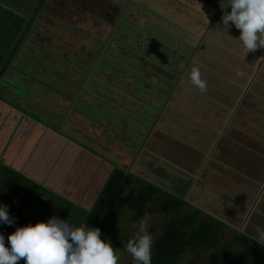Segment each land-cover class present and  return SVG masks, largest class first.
Returning <instances> with one entry per match:
<instances>
[{"label": "rangeland", "instance_id": "374dc122", "mask_svg": "<svg viewBox=\"0 0 264 264\" xmlns=\"http://www.w3.org/2000/svg\"><path fill=\"white\" fill-rule=\"evenodd\" d=\"M76 1L47 0L44 11L36 15L34 25L43 29L44 23L57 24L59 19L74 25L73 12L77 17L81 11L74 5ZM125 1L129 15L124 11L115 16L113 24L108 23L109 29L118 32V37L104 43L93 66L89 63L95 74L90 75L88 81L95 80L94 87L98 90L91 91L93 85H87L82 97L77 99L73 95L76 85L61 80L59 73L51 78L55 81L54 91L43 88L42 79L46 74L43 66L47 63L40 58V51L33 53L34 42L42 36L38 30L28 31L27 39L22 40L9 58V45L4 39L10 31L16 32L21 27L24 20L17 23L18 13H27L34 5L33 0H9L10 5H7L11 10L2 26L3 35H0V65L4 60L10 62L4 73L9 82L0 81L2 101L58 133L64 129L68 135L98 152L97 155L104 156L106 161H113L118 167L122 165L135 175L180 194L190 204L264 244L257 232V228L264 229V59L243 88L237 83L230 86L229 81L234 82L241 70L244 82L245 66L240 63L245 59L238 52L234 56L227 53L230 57H226L224 46L217 43L213 48L207 47L186 66L198 46L197 38L189 40L187 37L190 28L183 32L185 37L178 33L171 35L165 27L148 25V21L155 18L147 16V10L128 4H137L138 0ZM156 2L159 3L158 0H144L143 4ZM112 8L114 10L100 15L107 18L105 21L111 18L110 13H119L121 9L119 6ZM0 10V16L5 15L7 9ZM155 12L156 8L151 11L154 16ZM209 52H215L214 56ZM48 55L45 50L42 57L50 59ZM196 60L201 61L207 71L199 67ZM178 61L185 62L180 69L175 66ZM230 62L233 67L228 70L226 63ZM193 67L199 69L201 79L206 81L205 92L190 81ZM63 69L59 71L66 74ZM170 78L175 82L173 88L179 84V90L164 91L168 90ZM153 88H162V98L156 94L152 103L140 98L144 93L145 96L153 93ZM221 89H227L228 93L221 96ZM87 91L100 96L99 100L87 96L90 95ZM220 104H224L228 114ZM154 120L156 126L152 128ZM6 172L0 169V177L6 176ZM19 186L21 190L16 191L0 185V203L5 202L10 215L23 205L28 215L44 221L57 215L73 223L83 215V206L59 199L47 191L39 192L37 186H31L32 194L28 186ZM130 215V210L124 208L117 216L120 234L128 240L136 232L133 225L142 218L131 220ZM149 215V231L155 238L167 215L157 212ZM223 232L220 244L232 238L231 229L223 226ZM101 233L102 238L107 236L111 240L119 264L132 260L125 245L112 241L110 223ZM193 257L194 264H204L209 257L208 250L186 251L176 264H187Z\"/></svg>", "mask_w": 264, "mask_h": 264}, {"label": "trees", "instance_id": "16d2710c", "mask_svg": "<svg viewBox=\"0 0 264 264\" xmlns=\"http://www.w3.org/2000/svg\"><path fill=\"white\" fill-rule=\"evenodd\" d=\"M108 1L114 4H110L109 2L104 3L102 0H77V3L74 5L80 7L79 9L81 11H78L77 17L74 16L75 12H73V15L70 13L73 16L72 20L75 21L74 25L64 22L61 18L62 20L59 19L61 22L58 21L57 24L55 22L47 25L44 23L43 29H37V27L42 26L38 24L34 25V20L35 17H37L36 15L40 14L43 8L45 9L47 0L34 1V5L29 12L24 14L18 13L20 17L16 16L17 23L24 20L19 30L16 32H13V30L10 31L8 36L4 39L5 43L9 45L7 49L9 58L12 57L18 45L22 43V40L27 37L28 31L32 32L33 30H38L37 32H41L42 36L34 42L35 48L33 53L35 54V51H40V58L47 63V65H45L46 67L43 66V70H45L46 73L44 79H42L43 88L46 89V87H49L54 91L55 81L51 78L53 76L55 78V74L59 73L61 80H64L70 85H76L73 95L77 96V99H80L85 91V86H95V80L88 81L90 75L95 74V71L89 67V63L90 66H93L101 50L104 49V43H110L111 38L118 37V32L115 33L113 29H109L111 25L108 23L112 22L118 14H123L124 11H126L128 15L130 13L129 7L126 5L127 1ZM177 1L180 0H176V2ZM121 2L123 3L121 4ZM143 2L144 0H138L137 4H128H131V6L133 5L135 9L137 7V9L141 8L143 11L147 10L151 12L148 8L144 9V7L154 4H143ZM5 3L6 1L0 0V9H7L5 15L0 16L1 36L3 35L2 26L6 23L7 16H9L8 11L11 10V7ZM78 3H80V5H78ZM114 6L121 7L119 13H110L111 18L105 21L104 19L107 18L101 17L100 15L105 11L110 12V9L114 10L112 8ZM167 6V4H160L158 9L159 12L155 13V16L151 13L150 16L155 17L153 21L157 20V25L172 29V26L165 24V19H168V16L171 18L173 14L171 5V9H169V7L167 8ZM172 6L177 9L180 4H172ZM160 20H163L161 24ZM142 23L145 24L144 21H142ZM156 24L152 21L148 23V25L151 26H157ZM115 27H118V25ZM45 50L49 54L48 56L51 57L50 59L46 56L42 57ZM9 63V61L6 63L4 60L3 64L0 65V81L3 80L7 82L6 80H8V77L5 75V72ZM184 65L185 62L178 61L175 66H178L180 69ZM61 68H65L63 70L66 71V74H63L64 71H59ZM185 69L186 67L184 70ZM183 72L182 74H184ZM73 79L76 80L73 82ZM170 79V83L166 86L168 90L164 91L167 92L170 90V92H173L176 89L179 90V84L178 86L176 84L173 88L175 82H172V78ZM156 80H158V78H156ZM161 89L155 90V88H153L152 92L154 96L156 94L161 96L163 93ZM76 91L79 92L76 93ZM89 94L93 95L92 93ZM0 98V100H3L2 97ZM11 106L14 107V105ZM256 112L257 111L254 113ZM0 166L3 167V171H8L6 172V176L0 177L2 179L0 185L4 188H14L13 190L20 191L21 187L19 185H26L30 189L35 186L39 187V192L45 190L44 187L34 180L24 176L10 166L2 164H0ZM139 182L143 184H139ZM136 183H138V185H136ZM32 193L33 189L30 190L29 194ZM58 198L61 199L60 197ZM1 203L5 204V202ZM23 206L25 207V205ZM24 207H19L14 214L10 215V217L15 220L14 225H0V232L5 234L6 246L8 245L7 236L15 230V227L27 223H36L42 220L28 215ZM124 208L130 210L131 220H136L152 212L167 215L161 232L154 239L152 264H176L180 255L184 252L199 249L208 250L209 257L204 264H264V244L262 242L245 233H241L236 228L229 226L228 223L223 222L211 213L190 204L180 194H176L162 185L151 183L125 169L123 166H114L110 170L109 175L92 204L89 208L83 209V215L77 219V221H73V224L75 226L89 225L98 227L101 230L107 223H110L112 241L115 244L124 246L127 244L128 239L121 236L120 228L117 225V216ZM184 208H189L190 210L184 211ZM223 226H226L233 232L231 240L228 239L227 242H222V244H220V240L224 234ZM194 261L195 257L190 259L187 264H194ZM18 264H25V261L21 259ZM122 264H133V260L126 261Z\"/></svg>", "mask_w": 264, "mask_h": 264}, {"label": "crops", "instance_id": "0c3cea01", "mask_svg": "<svg viewBox=\"0 0 264 264\" xmlns=\"http://www.w3.org/2000/svg\"><path fill=\"white\" fill-rule=\"evenodd\" d=\"M3 1H6L5 4H9V0ZM158 1L159 3L156 2L157 4L148 6V9L153 11L156 8L155 13H158L159 5L167 4V8H172L173 12V18L171 15V18L168 16V19H165V24L172 26V29L168 27L164 29H167L171 35L175 36L178 33L181 37H185L186 33L183 32H187L186 28H190L189 34H187L188 39L195 40L197 38L198 40L197 51L189 58L186 66L191 64L196 56L205 52L207 47L213 48L219 43L224 46L222 48L226 51V57H230L228 54L234 56L238 52L242 56L241 58L245 59L240 63L241 66H245L244 82L241 78L242 70L234 78V82L229 81L230 86H235L237 83L243 88L252 71L261 65L264 59V48H258L254 52H246L238 38L239 30L234 26L230 27L228 31L223 28L221 16L225 10L230 11V8H221L223 0ZM172 4H180V6L176 9ZM146 15L150 17L151 12H147ZM152 22L156 24L157 20ZM186 25L188 26L185 27ZM209 54L214 56L215 52H209ZM196 62L199 67L207 71L206 67L200 64L201 61L196 60ZM226 64H228V70L233 67L232 62ZM90 89L92 91L97 88L93 86ZM227 93V89H221V96ZM145 94L141 95L140 98L151 103L155 102L153 93L149 92L147 96ZM89 96H93L92 98L96 101L100 97L91 94ZM220 106L228 114L224 104H220ZM153 122L152 128L156 126V120ZM60 130L59 133L54 131L51 127L44 126L34 118L26 116L18 108L0 100V164L10 166L34 180L45 188L44 191L87 209L96 198L110 170L115 165H113V161L108 162L104 156L101 155V158L97 155L98 152L96 153L91 147H87L88 145L84 141L71 134L68 135L69 132H65L64 129ZM152 131L153 129H151ZM2 168L0 166V169Z\"/></svg>", "mask_w": 264, "mask_h": 264}, {"label": "clouds", "instance_id": "9594fccd", "mask_svg": "<svg viewBox=\"0 0 264 264\" xmlns=\"http://www.w3.org/2000/svg\"><path fill=\"white\" fill-rule=\"evenodd\" d=\"M221 16L223 28L234 26L239 30V40L246 52L264 48V0H223ZM191 83L205 92L206 81L200 71L193 67L190 71ZM151 216L145 214L136 228L135 234L125 245L131 254L133 264H152L154 236L149 231ZM12 226L8 206L0 203V225ZM259 238L264 240V229L257 228ZM0 232V264H119V256L111 240L98 227L75 226L57 215L46 221L27 223L15 227L7 236Z\"/></svg>", "mask_w": 264, "mask_h": 264}]
</instances>
